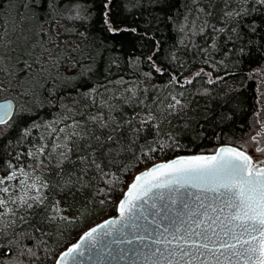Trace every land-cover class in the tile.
<instances>
[{
	"label": "trees",
	"instance_id": "1",
	"mask_svg": "<svg viewBox=\"0 0 264 264\" xmlns=\"http://www.w3.org/2000/svg\"><path fill=\"white\" fill-rule=\"evenodd\" d=\"M73 2L85 19L73 18ZM106 2L57 0V14L44 0H0V33L11 41L0 49V100L15 104L0 126V180L21 167L42 185V201L0 215V264H54L115 212L139 171L220 145L242 149L264 128V0ZM41 41L63 54L39 85H21L15 57L28 59L25 42ZM57 201L79 216L51 220Z\"/></svg>",
	"mask_w": 264,
	"mask_h": 264
},
{
	"label": "snow or ice",
	"instance_id": "2",
	"mask_svg": "<svg viewBox=\"0 0 264 264\" xmlns=\"http://www.w3.org/2000/svg\"><path fill=\"white\" fill-rule=\"evenodd\" d=\"M110 2L108 0L104 7L108 8ZM44 5L57 14L61 11L57 0H44ZM68 10L76 12L74 19H85L84 9L80 5L73 2ZM105 23L109 21L106 19ZM6 34V31L0 33V49L11 43L4 39ZM37 47L40 48L39 52L35 51ZM10 51L15 53L16 48ZM62 54L57 53L56 48L47 47L43 41L32 45L31 49L25 42L22 55L28 59L21 61V54H18L15 61L22 63V67L16 69L13 64L12 75L24 73L21 85L27 83L35 87L41 83V74L48 71V64L55 65ZM3 62L4 54L0 51V71H8L3 67ZM0 91H3L2 87ZM179 103L177 100L176 104ZM13 116V104H0V126L7 125ZM15 176L13 172L7 179L12 180ZM2 183L4 181L0 180ZM154 188H168L177 192L181 189L195 190L197 203L192 206L186 202L182 204L179 223L171 230L169 226H164L153 241L158 247L152 251V256H158L164 264H173V261L176 264H264V160L257 163L243 151L223 148L212 156H194L157 165L136 176L128 186L124 199L118 205L121 219L129 218L137 202L144 200ZM3 191L7 192L8 189L4 188ZM4 203L0 200V207ZM54 210L57 213L60 211L58 207ZM115 223L106 222L112 227L103 232L93 228L85 233L80 242L60 254L56 264H76L77 259L85 253L82 245L88 242L95 248L102 237L113 235ZM99 228L105 229V225ZM135 239L143 241L144 237ZM121 242L133 243V240ZM28 253L39 259L32 249H28Z\"/></svg>",
	"mask_w": 264,
	"mask_h": 264
},
{
	"label": "water",
	"instance_id": "3",
	"mask_svg": "<svg viewBox=\"0 0 264 264\" xmlns=\"http://www.w3.org/2000/svg\"><path fill=\"white\" fill-rule=\"evenodd\" d=\"M3 103L13 104L15 112V104L12 99H1L0 104ZM223 148H235L238 151H243L245 154L249 155L239 147L233 145H220L212 153L176 156L168 160L154 163L136 173L119 199L115 212L111 216L85 229L74 242L67 245L59 252L54 264H56V260L61 253L66 251L68 247L80 242V238L91 229L97 228L100 232H103L112 227V225L106 224L108 221L116 222L114 224L115 230L113 231V235L102 237V239L97 242L95 248H92L88 242H85L82 245V247L85 248L84 256L79 257L76 264H158V262L159 264H164L162 259L158 256H152V251L158 247L153 241L160 235V231H162L164 226H169L171 230L179 223L178 217L181 214L182 204L184 202L189 204V206L197 203L195 200V196L197 195L195 190L181 189L177 192L175 190L170 191L168 188H154L144 200L137 202L134 212L129 218L124 220L121 219L118 212L120 201L124 199V194L127 192L128 186L134 181L136 176L154 169L157 165L172 163L179 159H187L194 156H212L216 154L217 150ZM145 200L147 201L146 203ZM173 201H175V203H173ZM100 225H105V229H100ZM138 236H143L144 240H136L135 238ZM127 240H133V243L121 242ZM173 264H176V262L173 261Z\"/></svg>",
	"mask_w": 264,
	"mask_h": 264
},
{
	"label": "rangeland",
	"instance_id": "4",
	"mask_svg": "<svg viewBox=\"0 0 264 264\" xmlns=\"http://www.w3.org/2000/svg\"><path fill=\"white\" fill-rule=\"evenodd\" d=\"M242 149L252 157L254 162L258 163L264 160V128L255 127L245 138ZM13 172L16 173L15 178L8 180L7 177ZM1 180L4 183L0 184V200L5 203L0 207V215L10 213L14 207L12 205L14 202L18 204L27 202L29 205L35 200L42 201L41 177L36 172L16 167ZM4 188H7L8 191L4 192ZM57 207L60 209L59 213L54 210ZM78 216L79 212H70L60 201L51 206L49 213V218L58 222L74 219Z\"/></svg>",
	"mask_w": 264,
	"mask_h": 264
}]
</instances>
